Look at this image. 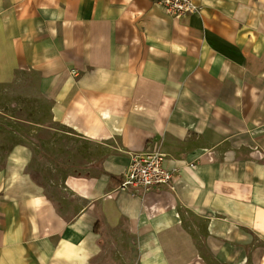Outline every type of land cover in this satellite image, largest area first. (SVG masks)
<instances>
[{"label":"crops","instance_id":"1","mask_svg":"<svg viewBox=\"0 0 264 264\" xmlns=\"http://www.w3.org/2000/svg\"><path fill=\"white\" fill-rule=\"evenodd\" d=\"M200 4L0 0V85L31 75L91 147L58 166L49 132L46 183L42 134L0 147V264H264V0ZM145 150L173 189H119Z\"/></svg>","mask_w":264,"mask_h":264},{"label":"rangeland","instance_id":"2","mask_svg":"<svg viewBox=\"0 0 264 264\" xmlns=\"http://www.w3.org/2000/svg\"><path fill=\"white\" fill-rule=\"evenodd\" d=\"M33 80L31 75H25L19 80L0 85V147L3 146L6 150H10L14 148L20 138H29L31 134H42V148H46L42 149L44 155H39L41 156L40 161L36 159L37 155L29 164L35 162L33 175L46 183L49 169L48 151H46L48 150L49 132L54 134L55 140H50V143H53L52 149L56 150V154L59 155V158H56L58 166L69 164L71 159L79 157L81 148L84 152L90 153L91 147L88 148V144L76 141L73 137L64 134L63 131L66 128L63 125L57 124L56 131L48 130L46 123L52 120L53 112L47 99L32 92ZM32 120L43 123V126L33 127L26 122ZM33 129L38 130L39 133H33ZM52 158H54L53 155ZM63 176L64 173L57 175L59 182L63 181ZM199 240L201 249L205 250L204 239L200 238ZM206 258L210 259L211 257L206 254Z\"/></svg>","mask_w":264,"mask_h":264},{"label":"built area","instance_id":"3","mask_svg":"<svg viewBox=\"0 0 264 264\" xmlns=\"http://www.w3.org/2000/svg\"><path fill=\"white\" fill-rule=\"evenodd\" d=\"M165 12L181 18L201 11L200 0H156ZM176 170L165 166V155L161 151H139L131 154L130 163L124 172L119 189L133 194H144L162 187L174 188Z\"/></svg>","mask_w":264,"mask_h":264}]
</instances>
